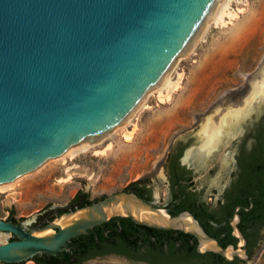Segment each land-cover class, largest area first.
I'll return each mask as SVG.
<instances>
[{"label": "water", "instance_id": "water-1", "mask_svg": "<svg viewBox=\"0 0 264 264\" xmlns=\"http://www.w3.org/2000/svg\"><path fill=\"white\" fill-rule=\"evenodd\" d=\"M224 1L0 0V183L137 122L214 25ZM105 195L32 230L40 213L16 217L21 223L0 217V261L57 255L71 238L115 216L192 233L200 252L249 258L237 213L233 233L244 244L223 247L190 211L173 215L124 190Z\"/></svg>", "mask_w": 264, "mask_h": 264}, {"label": "rangeland", "instance_id": "rangeland-1", "mask_svg": "<svg viewBox=\"0 0 264 264\" xmlns=\"http://www.w3.org/2000/svg\"><path fill=\"white\" fill-rule=\"evenodd\" d=\"M228 5V11L239 12L207 32L171 78L175 82L181 76L180 87L170 99L161 102L163 89L137 122L90 142L101 141L75 158L67 155L5 182L9 185L0 187V217L8 218L11 209L15 217L39 214L48 206L68 203L79 190L90 197L116 193L139 179L162 207L169 199L162 164L178 139L189 141L185 156H191L201 177L198 187L203 186L205 196L218 197L237 168L241 144L253 142L264 116V99L258 100L236 126H228L222 142L212 150L204 149L202 126L207 118L220 123L229 108L243 105L264 73V0H229ZM238 238L237 247L242 248ZM83 264L145 263L107 255ZM237 264H264V228L252 255Z\"/></svg>", "mask_w": 264, "mask_h": 264}, {"label": "trees", "instance_id": "trees-1", "mask_svg": "<svg viewBox=\"0 0 264 264\" xmlns=\"http://www.w3.org/2000/svg\"><path fill=\"white\" fill-rule=\"evenodd\" d=\"M258 142L261 145L255 148L251 155L247 156L242 153L239 156V165L241 167V178L246 177V168L250 166L252 178H261L264 187V133L258 134ZM141 182V179L131 182L124 191L134 192L150 201L148 190L145 186L140 185ZM106 196L91 198L88 192L79 190L66 205L52 208L48 206L43 209L36 221L30 226V229L39 228L63 212L83 207ZM238 202H241L242 208L239 211L244 217V214L249 211L247 210L248 202L244 200ZM182 208H178L171 213L176 215L181 212ZM192 211L207 233L215 236L223 247L229 244L236 246L239 238L233 233L231 234L225 225H219L222 218H207L202 213ZM8 220L21 223V220L15 217L13 209L10 210ZM241 228L246 233L245 229ZM11 239H17V237L13 236ZM65 247L57 255L38 253L32 260L37 264H83L90 259L116 254L148 264H237L242 261L238 257L228 260L214 251L200 252L198 239L192 233L181 229H160L137 224L126 216H115L109 221L89 229L86 233L71 238ZM255 247L256 243H250L249 241V257ZM25 262L10 264H25Z\"/></svg>", "mask_w": 264, "mask_h": 264}, {"label": "flooded vegetation", "instance_id": "flooded-vegetation-1", "mask_svg": "<svg viewBox=\"0 0 264 264\" xmlns=\"http://www.w3.org/2000/svg\"><path fill=\"white\" fill-rule=\"evenodd\" d=\"M259 133H264V116L259 120L253 142L244 141L241 144L237 156V168L233 177L225 186L223 192L216 198L205 196L203 186L198 187L197 182L201 177L191 162V156L189 155V158L185 156L189 141L178 139L169 148L162 164L163 175L167 180L169 189V199L162 204V207L168 208L170 212L183 207L181 211L186 210L193 213L192 210H195L207 218L220 217L222 222L219 225H225L231 234L234 232L232 221L235 213H237L239 218L236 221V226L246 239L248 253L249 241L250 243L255 242L257 245L264 228V187L261 178H252L250 166L246 168V177L241 178L239 156L242 153L247 156L251 155L253 150L261 145L258 142ZM140 185L145 186L142 182ZM147 190L151 198L150 201L160 206L154 201L150 188H147ZM239 200L247 201L249 205L247 209L249 211L244 214V217L239 211L242 208L241 202H238ZM237 206H240L238 210H236ZM241 227L245 229L246 233L242 231Z\"/></svg>", "mask_w": 264, "mask_h": 264}, {"label": "bare ground", "instance_id": "bare-ground-1", "mask_svg": "<svg viewBox=\"0 0 264 264\" xmlns=\"http://www.w3.org/2000/svg\"><path fill=\"white\" fill-rule=\"evenodd\" d=\"M228 4H229V0H225L224 4H223V6L219 12V15L215 21V23L217 25H218V23L219 24H226L227 22H226L225 18L227 16L230 19H232L239 12V11H236V12L228 11V9H227V7L229 6ZM230 21H228V22H230ZM194 50L192 51V53L194 52ZM180 79H181V76H179V80L175 81V82H172L170 79V81L163 88L164 90H166V94H164V95L160 94L161 102L165 101L166 99H170L171 92L177 91L179 89ZM263 99H264V73H263L262 78L259 81L254 82L252 93L246 98L243 105H241L239 107L229 108L228 111H226V113L223 114L220 123L215 124L212 116H209L207 118V120L204 122V124L202 126V133H203L204 138H205V140H204L205 142L203 145L206 147L204 149L212 150L213 148H215L219 144V142H222V140L224 139V135L226 133H228V131H230V129H228V126H231V127L236 126V123H238L241 118H243L246 114L250 113V111L254 107L255 102L258 100H263ZM134 130H135V128H134ZM131 134H132V132H130V134H126L128 139L131 137ZM99 143H101V141H98L97 143H88L85 146L75 150L74 152H72L68 155L72 158H75L80 152L87 151L90 148H92L94 145L99 144ZM66 157H67V155L62 157V158L65 159ZM187 158H189V157H187ZM8 185H9L8 183H4V184H1L0 187L5 189V188H7ZM240 244H242V241ZM230 251H231V248H229L227 251V254L229 256H230Z\"/></svg>", "mask_w": 264, "mask_h": 264}]
</instances>
